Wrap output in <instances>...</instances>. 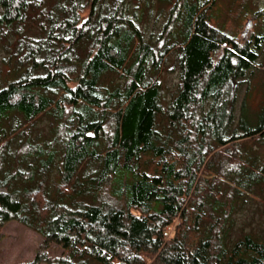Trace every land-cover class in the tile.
Listing matches in <instances>:
<instances>
[{
  "label": "trees",
  "instance_id": "obj_1",
  "mask_svg": "<svg viewBox=\"0 0 264 264\" xmlns=\"http://www.w3.org/2000/svg\"><path fill=\"white\" fill-rule=\"evenodd\" d=\"M165 1L0 0V228L42 237L18 264H264V4Z\"/></svg>",
  "mask_w": 264,
  "mask_h": 264
},
{
  "label": "rangeland",
  "instance_id": "obj_2",
  "mask_svg": "<svg viewBox=\"0 0 264 264\" xmlns=\"http://www.w3.org/2000/svg\"><path fill=\"white\" fill-rule=\"evenodd\" d=\"M255 1H257L259 4H264V0ZM163 3L164 2H162V4ZM167 3H169V1L166 0L164 3V7L167 5ZM241 25L242 27L239 29L238 34L239 37H247L250 34L254 25L252 17L248 16L245 17L244 20L241 19ZM260 61L262 63V67H264V58H260ZM0 67L3 69V71L7 69V66L5 65L2 66L0 64ZM177 75L178 72L176 70L169 69L168 66H165L160 71L159 78L162 82L161 93L168 94L172 90L173 84H175L176 79L178 77ZM257 75L258 74H256V77H254L255 81L259 78V75ZM243 92L244 88L241 90V92H239L238 101H240V99L242 98ZM261 95L262 94L258 90L253 89L251 91V95H248L246 98L245 102L247 106L249 105L250 107L255 108L260 102ZM249 144L255 147L254 142H249ZM259 150L264 153V145ZM212 174L213 172L211 171L208 177H210ZM174 226L175 221L171 226L167 228L169 233L173 231ZM41 242L42 237L34 230L26 227L25 225L21 224L16 220H10L6 222L0 228V264H18L24 261H30L34 257L35 250ZM60 251L61 248L52 247L49 252L50 254H59Z\"/></svg>",
  "mask_w": 264,
  "mask_h": 264
},
{
  "label": "built area",
  "instance_id": "obj_3",
  "mask_svg": "<svg viewBox=\"0 0 264 264\" xmlns=\"http://www.w3.org/2000/svg\"><path fill=\"white\" fill-rule=\"evenodd\" d=\"M168 230V229H167Z\"/></svg>",
  "mask_w": 264,
  "mask_h": 264
}]
</instances>
